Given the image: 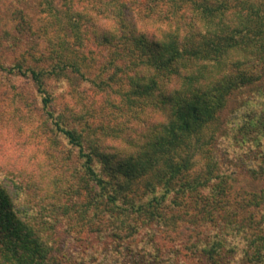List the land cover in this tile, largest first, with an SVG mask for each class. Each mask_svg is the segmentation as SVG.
Wrapping results in <instances>:
<instances>
[{"label": "trees", "instance_id": "trees-1", "mask_svg": "<svg viewBox=\"0 0 264 264\" xmlns=\"http://www.w3.org/2000/svg\"><path fill=\"white\" fill-rule=\"evenodd\" d=\"M0 48V264H264V0H0Z\"/></svg>", "mask_w": 264, "mask_h": 264}, {"label": "rangeland", "instance_id": "rangeland-1", "mask_svg": "<svg viewBox=\"0 0 264 264\" xmlns=\"http://www.w3.org/2000/svg\"><path fill=\"white\" fill-rule=\"evenodd\" d=\"M6 2H14V0H3ZM9 53L6 50H3L0 48V59H2L3 57H8ZM13 84L17 91H19L22 88L26 89L29 91L30 94L28 95L29 101H33V98L35 99V103H38V99L39 96L34 95V91L31 89V83L27 78L18 76V75H9L7 74L5 71L0 70V112L4 109L8 108L9 105V91L8 90V85ZM49 89H51V91L53 92V95L55 96V101L53 103V109L55 110H62L63 111V107L67 104H81L82 99H79L76 96L71 95L70 92H68V90H70V87L66 86L65 81L62 82H57V81H50L49 84ZM83 85L81 83H78L76 86V89L79 87L81 88ZM66 93H69V97L66 96ZM84 98V97H83ZM79 102V103H78ZM26 103V102H25ZM24 103V104H25ZM26 105H30L32 107H34L35 105L32 104V102H28V104ZM27 107V106H26ZM29 111V110H28ZM28 111L27 109L25 110V114L23 113V125L25 124V126H23L24 131H17V129H15L13 126H10V128H12L10 130V141H26L27 136L32 135V132L38 133L39 129L36 128L35 126L39 123L40 120V115L39 112L36 110V108L32 111H29L31 113V115H28ZM64 112V111H63ZM43 130L42 134L43 135H47V138L49 137V130L47 129L48 127L46 126L45 128L42 127ZM6 129V128H4ZM29 140L32 139V137H28ZM1 142V141H0ZM27 143H25L26 145ZM55 144V142L53 143V145ZM57 145V144H55ZM35 147V146H34ZM34 147L32 148L31 145H26L25 147V156L29 157L30 160L29 162L36 164V166L39 165H43L44 164V155L43 153L38 151V154L34 152ZM192 156L193 159L198 161L200 160V153L197 150H194L192 152ZM8 184V183H7ZM9 185V184H8ZM240 187H237V189L239 190ZM245 189L241 188L240 191L242 192Z\"/></svg>", "mask_w": 264, "mask_h": 264}]
</instances>
